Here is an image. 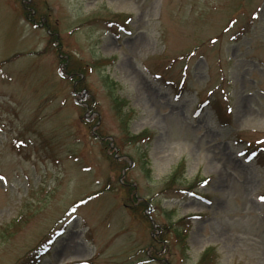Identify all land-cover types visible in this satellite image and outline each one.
<instances>
[{
    "label": "rangeland",
    "instance_id": "374dc122",
    "mask_svg": "<svg viewBox=\"0 0 264 264\" xmlns=\"http://www.w3.org/2000/svg\"><path fill=\"white\" fill-rule=\"evenodd\" d=\"M0 177V264H264V0H0Z\"/></svg>",
    "mask_w": 264,
    "mask_h": 264
},
{
    "label": "trees",
    "instance_id": "16d2710c",
    "mask_svg": "<svg viewBox=\"0 0 264 264\" xmlns=\"http://www.w3.org/2000/svg\"><path fill=\"white\" fill-rule=\"evenodd\" d=\"M71 75V74H70ZM68 76H69V74H68ZM70 77V76H69ZM180 168H182L181 167V165L178 167V169L174 172V174H173V176H172V183H174V182H176V175H177V173H178V170L180 169ZM204 181H206V180H204ZM199 183V182H198ZM202 183V182H201ZM191 189V188H190ZM189 190V189H188ZM187 192H189L190 194H192V192L191 191H187ZM38 262H32L31 264H37Z\"/></svg>",
    "mask_w": 264,
    "mask_h": 264
},
{
    "label": "snow or ice",
    "instance_id": "6c2138e0",
    "mask_svg": "<svg viewBox=\"0 0 264 264\" xmlns=\"http://www.w3.org/2000/svg\"><path fill=\"white\" fill-rule=\"evenodd\" d=\"M0 179H2V177H0ZM259 199H260L261 201H264V196H260Z\"/></svg>",
    "mask_w": 264,
    "mask_h": 264
}]
</instances>
